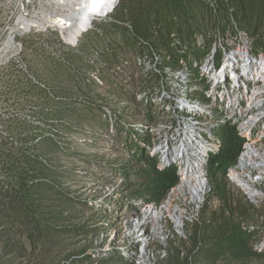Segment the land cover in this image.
<instances>
[{
    "label": "rangeland",
    "instance_id": "obj_1",
    "mask_svg": "<svg viewBox=\"0 0 264 264\" xmlns=\"http://www.w3.org/2000/svg\"><path fill=\"white\" fill-rule=\"evenodd\" d=\"M45 1L0 0V31L42 6L57 18L61 9ZM119 1L113 11L96 13L75 43L47 26L5 44L16 47L6 54L12 60L0 66V264H142L144 258L169 264V251L186 257L190 249L188 237L212 190L207 174L203 201L195 210L187 205L192 221L181 230L165 213L162 240L151 236L149 224L135 227L146 206L158 209L170 196L160 204L131 196L140 180L136 149L129 146L143 149L144 128L161 113L138 98L139 86L160 81L137 66L138 43L170 46L177 29L185 36L197 29L208 52L215 29L234 28L247 34L257 56L264 52V0ZM12 27L3 31L5 42ZM188 50L197 53L192 70L200 53ZM225 181L247 200L226 175ZM254 205L260 212L251 250L256 255L225 256L214 264H264V199ZM208 206L213 210L218 201L211 198Z\"/></svg>",
    "mask_w": 264,
    "mask_h": 264
},
{
    "label": "built area",
    "instance_id": "obj_2",
    "mask_svg": "<svg viewBox=\"0 0 264 264\" xmlns=\"http://www.w3.org/2000/svg\"><path fill=\"white\" fill-rule=\"evenodd\" d=\"M17 23L7 22L0 31V66L12 60V56L6 54L16 47H5L6 36L2 32ZM31 30L21 29L18 34H28ZM211 40L212 46L206 52L204 35L199 32L195 37L196 47L193 46V50L199 49L200 58L194 61L192 70L189 63L197 53L190 55L186 50L178 51L185 57L176 66L163 65L160 52L154 49L137 57L136 62L145 73L160 78L158 83L139 86L140 102L154 103L161 110L154 124L144 128L143 149L156 158L159 170L176 167L178 183L167 193L171 195L180 182V167L167 155L164 157L163 151L172 152L186 135L192 133L208 147L205 165L207 157L220 148L216 128L225 124L235 126L244 142L235 165L228 169L226 177L233 183L230 177L232 171L248 173V183L257 190V194H248L239 188L248 202L254 205L264 199V89L260 78L253 77L264 52L253 55L251 40L239 29H215ZM202 172L206 178L204 168ZM148 207L153 206H146L143 211ZM191 219L188 213L184 222H191ZM262 247V244H254V249L258 251Z\"/></svg>",
    "mask_w": 264,
    "mask_h": 264
},
{
    "label": "trees",
    "instance_id": "obj_3",
    "mask_svg": "<svg viewBox=\"0 0 264 264\" xmlns=\"http://www.w3.org/2000/svg\"><path fill=\"white\" fill-rule=\"evenodd\" d=\"M182 28H185V25ZM180 30L177 29L175 33L171 34L172 44L170 46L167 43L152 45L140 41L139 49H137L139 56L145 51L149 53L148 48L151 47V49L160 52L163 65L176 66L179 60L185 57L181 56L178 51H187L191 46L196 47L195 37L200 32L197 29H191L185 36L181 34ZM169 34L170 31H168V37ZM183 36L187 38V41ZM195 53L193 51L192 54ZM137 66L139 65L137 64ZM143 76L160 80L157 75L152 76L145 72ZM158 82L156 81V83ZM150 105L151 102L146 103L147 108ZM215 134L220 139L219 151L210 154L205 162L207 178L212 186L211 193L202 205L200 222L193 225V232L188 237L190 249L186 252V257H180V251H169L167 255L169 264H195L198 262L214 264L225 256L242 258L256 255V251L251 250L259 231L254 226L260 214L259 209L244 197L234 195L225 181V175L228 169L235 165L244 140L238 136L235 126L230 124L219 126L216 128ZM136 136L139 137L137 134ZM133 146L136 149L133 158L139 167L137 178L140 180V184L139 188L131 193V196L146 203L160 204L169 190L178 183L176 167L169 166L159 170L156 158L147 154L135 142L129 148ZM211 198L218 201V206L213 210L208 206V201ZM123 264H133V261L125 260Z\"/></svg>",
    "mask_w": 264,
    "mask_h": 264
},
{
    "label": "bare ground",
    "instance_id": "obj_4",
    "mask_svg": "<svg viewBox=\"0 0 264 264\" xmlns=\"http://www.w3.org/2000/svg\"><path fill=\"white\" fill-rule=\"evenodd\" d=\"M47 2H51L55 9H61L58 17L54 18L57 20L50 17L52 8L47 10L43 6L31 18L27 17L26 14H20L17 18V25L14 27L8 26L12 28L7 35L6 45L13 43L14 37L21 29H40L47 26H53V28L66 36V40H74L75 43L77 36L89 29V22L91 19L92 22L95 20V14L100 12L101 9L104 11L112 8L117 3V0H47ZM258 65L255 71L256 76L253 77L258 80L260 78L264 89V55L261 56ZM207 149L208 147L205 143L196 139L192 133H189L172 152L163 151L164 157L167 155L180 167V182L160 209L148 207L142 212V216L137 218L135 223L137 229H142L149 224L152 230L151 236L162 240L164 237L160 222L163 213L167 214L177 230L180 229L181 224L184 223L189 213V208L188 212L186 211L187 205L195 210L202 202L205 194L206 189L202 170ZM230 177L233 183L248 194H257V190L248 183V173L232 171ZM176 200L179 202H175ZM142 242L140 253L144 255L146 239H143ZM141 263L147 264V259H142Z\"/></svg>",
    "mask_w": 264,
    "mask_h": 264
},
{
    "label": "water",
    "instance_id": "obj_5",
    "mask_svg": "<svg viewBox=\"0 0 264 264\" xmlns=\"http://www.w3.org/2000/svg\"><path fill=\"white\" fill-rule=\"evenodd\" d=\"M119 2H120V1L117 0V3L115 4V6H113L110 10L106 11L105 14H107V13L113 11V10L118 6ZM105 14H104V15H105ZM91 23H92V19H91L90 22H89V26H88L89 28H91V25H92ZM203 181H204V184H205V189L207 190V188H208V180L205 178L204 174H203ZM206 190H205V192H206ZM205 192H204V193H205ZM202 200H203V199H202Z\"/></svg>",
    "mask_w": 264,
    "mask_h": 264
}]
</instances>
